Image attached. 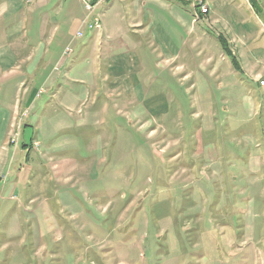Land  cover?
Masks as SVG:
<instances>
[{
  "label": "rangeland",
  "instance_id": "1",
  "mask_svg": "<svg viewBox=\"0 0 264 264\" xmlns=\"http://www.w3.org/2000/svg\"><path fill=\"white\" fill-rule=\"evenodd\" d=\"M163 1L99 44L84 4L11 36L48 52L0 57V264H264V26Z\"/></svg>",
  "mask_w": 264,
  "mask_h": 264
},
{
  "label": "crops",
  "instance_id": "2",
  "mask_svg": "<svg viewBox=\"0 0 264 264\" xmlns=\"http://www.w3.org/2000/svg\"><path fill=\"white\" fill-rule=\"evenodd\" d=\"M5 5L0 9V44L7 42L9 39L12 47H9L10 51L5 53L1 52L0 57H19L20 55H25V60L30 61L31 55L30 51L23 53V51L28 48V45H33V53H38V49L35 44H31L30 41H22L18 38H14L15 31H21L22 33L29 34L30 31L44 32L47 34L51 27H56L58 22L61 20L57 19L63 15V21L66 17H70L76 8L77 4H80L83 8V0H37L33 5H27L24 0H4ZM181 1V0H176ZM248 7L251 8L252 12H255L261 25L264 26V1L263 0H245ZM253 1V3H252ZM151 2L155 6V3L163 2L168 5L167 1L163 0H108L103 6L98 10L99 18L101 21L106 22L105 25L101 22L100 30H86L84 36L87 34L91 35L89 42L99 44L101 38L107 35L106 38H112L113 33L120 31L121 26L119 22L125 23L126 30L146 29L145 17H147L148 10L153 12L148 6H152ZM146 3V4H145ZM178 4V3H177ZM179 5V4H178ZM240 3L237 0H209V12L203 19L208 27H213L215 24L222 22L224 30L228 29L229 41L233 42V38L238 40L245 39V41L240 44L248 45L249 42L258 39L259 25L251 23L250 18L241 14L239 11ZM168 7L174 8L171 5ZM189 10V16L192 13ZM129 15V16H128ZM149 20V19H148ZM79 21L74 19V23ZM208 22V23H207ZM78 23V22H77ZM144 27V28H143ZM132 31V30H131ZM230 31H235V34H231ZM12 34V35H11ZM231 34V35H230ZM31 35V34H30ZM38 35V34H37ZM36 35V36H37ZM34 36V37H36ZM40 36V35H39ZM82 36V37H84ZM32 37V36H31ZM33 39V37L31 38ZM100 40V41H99ZM7 45V43H6ZM84 50L80 48V50ZM45 51V53H44ZM44 51H39V55L47 54L48 49ZM33 54V55H34Z\"/></svg>",
  "mask_w": 264,
  "mask_h": 264
},
{
  "label": "built area",
  "instance_id": "3",
  "mask_svg": "<svg viewBox=\"0 0 264 264\" xmlns=\"http://www.w3.org/2000/svg\"><path fill=\"white\" fill-rule=\"evenodd\" d=\"M37 0H24V3L34 4ZM108 0H83L86 15L80 21V26L75 32V36L81 38L86 30H100L101 18L98 17L99 6ZM264 1V0H263ZM188 4L192 7L193 21H198L206 17L209 12V0H188ZM70 51V47L66 48V52Z\"/></svg>",
  "mask_w": 264,
  "mask_h": 264
},
{
  "label": "trees",
  "instance_id": "4",
  "mask_svg": "<svg viewBox=\"0 0 264 264\" xmlns=\"http://www.w3.org/2000/svg\"><path fill=\"white\" fill-rule=\"evenodd\" d=\"M252 3H253V1H252ZM218 39L222 42V47H224V48H226V46H225V42H223L222 41V39L218 36ZM226 52H227V54H230L229 52H228V49L226 48ZM232 63H233V65L235 66V61H234V59H232ZM24 145V144H23Z\"/></svg>",
  "mask_w": 264,
  "mask_h": 264
},
{
  "label": "bare ground",
  "instance_id": "5",
  "mask_svg": "<svg viewBox=\"0 0 264 264\" xmlns=\"http://www.w3.org/2000/svg\"><path fill=\"white\" fill-rule=\"evenodd\" d=\"M107 2V1H106ZM103 3H105V2H103Z\"/></svg>",
  "mask_w": 264,
  "mask_h": 264
}]
</instances>
